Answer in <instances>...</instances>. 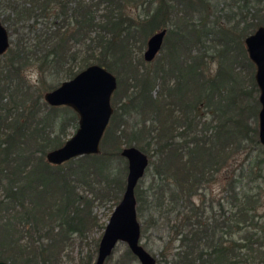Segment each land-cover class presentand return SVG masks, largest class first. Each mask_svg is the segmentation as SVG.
Here are the masks:
<instances>
[{"label":"trees","instance_id":"16d2710c","mask_svg":"<svg viewBox=\"0 0 264 264\" xmlns=\"http://www.w3.org/2000/svg\"><path fill=\"white\" fill-rule=\"evenodd\" d=\"M241 2L228 26L192 20L178 31L168 19L177 6L187 7L181 0H0L3 23L18 34L15 47L0 55V259L53 264L76 242L92 245L90 230L106 227L97 222L95 202L117 204L126 187L119 137L128 146L141 143L150 156L146 174L153 166L136 197L139 218L148 214L142 235L153 228L163 242L157 264H264V146L253 95L259 87L245 43L264 25V0ZM163 28L179 39L187 72L181 63L179 71L173 64L149 71L134 62L132 54ZM210 51L220 57L214 77L207 71ZM29 59L42 81L59 77L49 90L98 63L117 71L116 95L118 68L129 74L126 100L114 106L100 153L60 165L47 160L79 116L69 106L41 102L43 89L34 95L22 73ZM236 66L245 67L246 78ZM228 164L218 196L211 185ZM101 237L78 264L95 262ZM136 258L127 249L115 264Z\"/></svg>","mask_w":264,"mask_h":264},{"label":"water","instance_id":"95a60500","mask_svg":"<svg viewBox=\"0 0 264 264\" xmlns=\"http://www.w3.org/2000/svg\"><path fill=\"white\" fill-rule=\"evenodd\" d=\"M167 29L152 34L144 53L146 61H152L160 52ZM10 33L0 16V55L10 47ZM250 59L256 66L255 78L260 90L259 140L264 146V25L245 38ZM118 87L115 73L98 63L80 70L73 78L45 92L44 99L51 106H69L79 115L75 133L63 145L50 150L47 160L60 165L72 158L101 152L104 133L114 113L112 97ZM121 155L128 162L126 187L121 200L115 206L98 247L93 264H106L117 244L126 242L141 264H157L141 242V222L138 218L136 187L150 165V156L135 145L124 146ZM0 264H11L0 259Z\"/></svg>","mask_w":264,"mask_h":264},{"label":"rangeland","instance_id":"374dc122","mask_svg":"<svg viewBox=\"0 0 264 264\" xmlns=\"http://www.w3.org/2000/svg\"><path fill=\"white\" fill-rule=\"evenodd\" d=\"M181 1L184 2L187 7L177 6L175 8V14L170 19H168V23L170 24L168 27H171L172 29L178 30V31L184 30L185 25H188V23L192 22V20H193V23H196V24L208 22L209 25L211 23L212 26L213 25L218 26V24H222L223 26H228L229 24H231L228 21V19L231 18L235 12H240L239 8H237L238 7L237 4L240 3V5H241V3H242L241 0H206L207 1V4H206L207 6H206L205 2H202L201 0H193L192 3H190V4L188 3L189 2L188 0H181ZM172 12H174V10ZM131 14L135 15V12H131ZM201 14H205L207 16L205 18V20H200ZM0 16L3 17V15H0ZM5 25H7V24H5ZM188 32L190 33V30H188ZM17 35L18 34H16V33H12V34L10 33V42L11 43H10L9 49L15 47L16 41H17ZM169 35H170V32L167 31L163 46H162L160 52L156 55V57L152 61H146L144 59V53H145V50L147 48V44H146V46H144L141 51L138 50L137 52L132 54L134 62L137 65H140V68H142V70H145V68H146L149 71H154V70H156V68L162 70L163 68L170 67L171 64L175 65V69L177 71H179L177 66H179V64L181 63L182 66H180V69H182L181 71H183L184 69L182 67L186 68L185 67L186 64L184 62H181V60L179 59L180 56H181L182 60L184 57L183 51H181L179 53V44H180V43H178L179 39L177 38L176 35H172V36H169ZM166 38H168V39H166ZM206 45H209V44H206ZM167 51H168V53H167ZM8 55H9V52H8L6 57H8ZM207 55H208V59L211 61L208 64L207 71L209 74L213 75V77H214V75L216 74L217 69H218L220 57H215L213 51H210ZM230 56H231V58L233 57L231 54H230ZM246 61H247L246 58L243 59V62L247 63ZM236 68H237V71L240 72V77L242 79L247 77L245 67L236 66ZM118 69L121 71L120 74L122 77L121 76L120 77L122 78V84H121V88L117 91L116 95H115L116 91L113 94V97H112L113 107L114 106L118 107V105H120V106L123 105L124 101L126 100L125 92L127 89H129V86L132 82L129 74L125 73L124 68H122L120 66ZM184 71H186V70H184ZM255 72H256V66H255ZM22 73H23V76L25 77V79L28 80L29 84L31 85V87H32L31 89H32L34 95H36L37 93L38 94L41 93L42 89L44 90V92L49 90L47 88L51 85L52 86L55 85L59 80V77H54L53 75L47 74L46 75L47 79H44V81H42L38 66H37L36 62L32 59L31 60L29 59L27 62L24 63V65L22 67ZM113 73H115V72L113 71ZM116 73H117V71H116ZM116 76L118 78V73L116 74ZM30 81H31V83H30ZM171 82H173V80H171ZM186 83L188 84L189 82L186 81ZM245 83L247 84V80H245L244 84ZM117 89H118V87H117ZM202 92H203V90H202ZM253 92H254L253 93L254 97L259 99L260 90L254 89ZM43 101L46 102L44 98H42L41 102H43ZM257 107H258L257 109L259 110L261 107V104H257ZM43 109H45V111L50 110V108L44 107V105H43ZM60 112H64V111H60ZM122 119H123L122 117L119 119L116 118L113 126L116 128ZM250 122H251V126L254 125L253 124L254 121L250 120ZM76 129L77 128L74 125L68 126L67 132H66V134H67L66 140L68 138H70L75 133ZM125 129H126V127H125ZM119 141H120L119 144H122L123 147L128 146L127 144H125V142H126L125 140H123V139L120 140V138L118 137L116 139V142H119ZM140 144L141 143H138V142H135V144L132 143V145H135L137 147H139ZM102 148H104V145H102ZM110 148H112V147H110ZM123 163L127 164V160H124ZM152 167L153 166H151L150 171L147 172V174H146L145 182L144 183L140 182L141 187L142 186H148L149 182L151 181L152 172H153ZM230 168L231 167L229 166V164L226 165L221 170L220 174L217 175V178L219 180L217 182H214L211 185L213 187L214 191L218 193V196L220 194V191H221L223 184L224 183L226 184V182H227L226 181V178L228 176L227 171ZM126 178H127V175H126ZM196 201H199L198 196H196ZM263 202H264V199H263ZM116 205L117 204L116 203L114 204L112 200L111 201H105L103 203L102 202L100 203V201L95 202V204H94V213L95 214L94 215L97 217V220H98L97 222H99L100 224L106 225L107 222L109 221L110 216H111ZM137 206H138V203H137ZM259 213L264 215V204L259 209ZM147 216H148V214L146 213V215L143 217V219L141 217L139 218V215H138V218H139L140 222L143 223V221L145 222ZM103 228L104 227L94 226L90 230L89 242H92V245L89 246V245H87V243H83L82 245H78V242H76L74 245L67 247L65 250H63L60 257H58L57 260L55 259L53 264H78L80 261V254L88 251L90 249V247H94V245H93L94 241L98 240V238L101 237V235H103V233H104L105 229L103 230ZM100 240H99V242H100ZM141 242L144 245V247L151 254H153L157 258L160 257V252L163 248V242L160 240L159 232H157L153 228H150L148 231L146 230V232H144L143 235L141 234ZM127 249H129V246L126 242H123V241L119 242L117 244L114 252H113L112 258L109 261L108 260L107 261L110 264H115V262L119 259V257H121L125 253V251ZM97 253H98V251H97ZM97 253L94 257L95 260L97 257ZM131 264H140V261L138 260V258L132 259Z\"/></svg>","mask_w":264,"mask_h":264},{"label":"clouds","instance_id":"9594fccd","mask_svg":"<svg viewBox=\"0 0 264 264\" xmlns=\"http://www.w3.org/2000/svg\"><path fill=\"white\" fill-rule=\"evenodd\" d=\"M30 83H31V81H30Z\"/></svg>","mask_w":264,"mask_h":264}]
</instances>
